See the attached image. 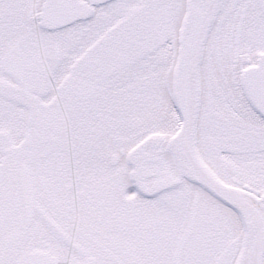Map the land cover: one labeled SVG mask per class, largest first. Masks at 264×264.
Wrapping results in <instances>:
<instances>
[{"label":"snow or ice","instance_id":"obj_1","mask_svg":"<svg viewBox=\"0 0 264 264\" xmlns=\"http://www.w3.org/2000/svg\"><path fill=\"white\" fill-rule=\"evenodd\" d=\"M0 264H264V0H0Z\"/></svg>","mask_w":264,"mask_h":264}]
</instances>
